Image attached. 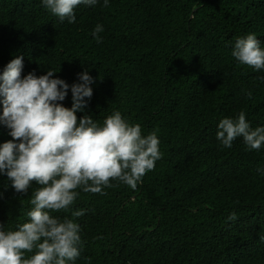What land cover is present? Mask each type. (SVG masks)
<instances>
[{
    "label": "trees",
    "instance_id": "1",
    "mask_svg": "<svg viewBox=\"0 0 264 264\" xmlns=\"http://www.w3.org/2000/svg\"><path fill=\"white\" fill-rule=\"evenodd\" d=\"M74 14L69 23L42 0H0V74L18 56L22 77L53 70L71 86L87 71L93 96L78 119L103 124L119 111L143 136L157 134L161 158L136 189L115 180L103 194L77 189L68 210L51 213L80 225L69 264H264V144L217 139L219 122L241 111L251 129L264 127V69L232 55L248 34L264 50V0H98ZM59 103L72 107L71 87ZM9 132L0 123V145ZM37 187L18 193L0 174L3 230L29 221Z\"/></svg>",
    "mask_w": 264,
    "mask_h": 264
},
{
    "label": "clouds",
    "instance_id": "2",
    "mask_svg": "<svg viewBox=\"0 0 264 264\" xmlns=\"http://www.w3.org/2000/svg\"><path fill=\"white\" fill-rule=\"evenodd\" d=\"M42 2L61 21L67 18L74 23L76 6L95 5L98 0ZM108 2L104 0V7ZM103 30L102 25L95 27L97 42ZM232 55L242 65L264 69V50L255 34L238 39ZM23 67V57L18 56L0 74V123L10 129L13 138L0 145V174L8 177L18 193H27L33 182L39 187L32 191L28 222L9 231L0 224V264H69L80 256V225L51 213L68 210L79 195L77 189L103 194L104 188L113 186L112 180L136 189L161 158L159 140L155 132L143 136L141 126L127 122L119 111L103 124L90 115L78 119L77 112L87 107L85 98L93 96L95 80L87 71L79 74L81 82L70 86L53 78V70L22 77ZM70 87L73 103L68 108L59 102L65 100ZM238 137L249 149L257 150L264 144V127L251 129L243 111L236 119L219 122L217 139L224 147L230 148ZM83 215V210L72 212L73 217ZM235 219L233 212L229 220Z\"/></svg>",
    "mask_w": 264,
    "mask_h": 264
}]
</instances>
